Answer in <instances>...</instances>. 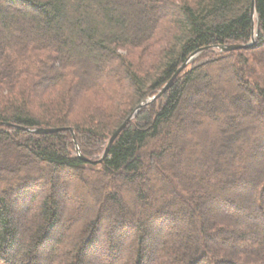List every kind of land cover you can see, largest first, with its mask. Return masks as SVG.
I'll list each match as a JSON object with an SVG mask.
<instances>
[{"label":"trees","instance_id":"16d2710c","mask_svg":"<svg viewBox=\"0 0 264 264\" xmlns=\"http://www.w3.org/2000/svg\"><path fill=\"white\" fill-rule=\"evenodd\" d=\"M255 5L253 19L252 0H0V264H264ZM254 28L251 47L220 49L251 42ZM203 47L103 160L81 157L99 160ZM93 188L95 213L78 214L76 196Z\"/></svg>","mask_w":264,"mask_h":264},{"label":"rangeland","instance_id":"374dc122","mask_svg":"<svg viewBox=\"0 0 264 264\" xmlns=\"http://www.w3.org/2000/svg\"><path fill=\"white\" fill-rule=\"evenodd\" d=\"M138 52V51H137ZM138 54H139V52H138ZM138 54H136L135 53V56L136 55H138ZM216 76L218 77V79L220 80V81H226V79H228L229 77H228V74L226 73V71H224V70H222V71H220V72H218V73H216ZM84 96V95H83ZM215 98L216 97H218V95H216V94H214L213 95ZM83 99H86V96H84L83 97ZM81 101H82V99H81ZM80 105V104H79ZM211 121L212 122H216V121H214V120H208V122L206 123V125L204 126V127H201V129H202V131H204L205 133H207V132H209L210 133V130L209 131H207V129H208V127L210 128V125H214V124H210L211 123ZM180 122H178V123H176L175 124V127L173 128V135H170V136H166L165 138H164V140L166 141V142H168V141H170V140H172V138L174 137V136H176L178 133H179V128L181 129V126H180V124H179ZM207 128V129H206ZM254 142V144L257 142V141H253ZM180 145V143H177V146H179ZM153 146H156V144H154ZM252 151H255V149H251L248 153H251ZM176 156H178V152L177 151H173L170 155H169V157L165 160L167 163H172V164H174V157H176ZM199 157H202V158H204V159H206V156L205 155H202V153H200V156ZM197 162V164H200V161H196ZM173 166H175V164L173 165ZM148 170H151V168H149L148 167ZM58 175L59 176H61V177H65L66 176V174L64 173V172H59L58 173ZM152 175V178L149 180L150 181V184L151 185H154V186H152V187H154V188H156L157 187V185L159 184V183H162L163 181H162V178H161V176L159 175V174H154L153 175V173L151 174ZM67 177V176H66ZM140 182V180H137L136 182ZM58 188H60V189H63L64 190V186L63 185H60ZM233 188V187H232ZM231 188V189H232ZM97 189L96 188H93L92 190H90V191H88L87 192V194H86V196L84 195V196H82L81 197V195L79 194V195H77L76 197L77 198H79V199H81L83 202H84V205L80 208H78V214H80V215H86L87 213L88 214H94L95 213V208H91V202H93L94 200H96V198H97V191H96ZM157 190V189H156ZM157 194V193H156ZM133 197H128V200H129V202L133 205V207H136L137 205H136V203H135V201H134V192H133ZM151 196V195H150ZM168 196H172V194L171 193H169L168 194ZM57 200L59 201V203H62V198L60 197V195L59 196H57ZM209 203H210V201H208ZM169 203V202H168ZM106 209H108V208H105V210ZM103 219L104 220H106L107 219V217L105 216V217H103ZM232 242H236V240L234 239ZM128 250H132V247L130 246L129 248H128ZM86 257H87V259H89L90 257L94 260L91 264H102V262L98 259L97 260V258H96V256H94V254L93 255H91V254H88V255H86ZM45 261H50L49 260V258H48V256H46L45 258Z\"/></svg>","mask_w":264,"mask_h":264},{"label":"water","instance_id":"95a60500","mask_svg":"<svg viewBox=\"0 0 264 264\" xmlns=\"http://www.w3.org/2000/svg\"><path fill=\"white\" fill-rule=\"evenodd\" d=\"M251 12H252V17L253 19H255L256 17V5H255V0H252V8H251ZM258 29L254 28V32H253V36H252V40L251 42L247 43V44H230V45H222L220 46V49L223 51H231V50H235V49H240V48H249L251 47L255 42H256V35H257ZM208 47H203L198 49L197 51H195L194 53L191 54V56L188 58V60L178 69V71L174 74V76L172 77V79L153 97H150L149 99H147L146 101L142 102L141 104H139L136 109L133 111V113L116 129V131H114V133L111 135V137L109 138V141L107 143V146L105 148V151L102 155V157L99 160H93V159H87L86 157L81 155V151L80 148L78 146V144L76 143V148H77V152L79 153V155H81V157L85 160L88 161H93V162H97V161H101L103 160V158L106 157V155L108 154L109 148L110 146L113 144V142L116 140V138L119 136V134L123 131V129L128 125V123L136 116V114L138 113V111L144 107L147 103H150L154 100H156L158 97H160L168 88H170V86L172 85L174 79L178 76V74L187 66L188 62H190L191 60H193L200 52H202L204 49H206ZM0 124H4V122H0ZM8 125H12L10 123H5ZM15 127L18 128H23V129H29V128H25V127H21L18 125H14ZM69 129L72 133H74V130L72 127L66 128ZM61 130V128H35V129H31V131L35 132V133H49V132H54V131H58Z\"/></svg>","mask_w":264,"mask_h":264}]
</instances>
